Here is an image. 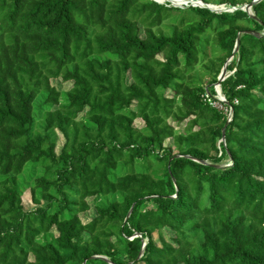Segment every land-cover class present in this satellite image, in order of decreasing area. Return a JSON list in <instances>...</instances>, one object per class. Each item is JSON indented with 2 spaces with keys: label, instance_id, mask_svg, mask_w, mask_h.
<instances>
[{
  "label": "trees",
  "instance_id": "16d2710c",
  "mask_svg": "<svg viewBox=\"0 0 264 264\" xmlns=\"http://www.w3.org/2000/svg\"><path fill=\"white\" fill-rule=\"evenodd\" d=\"M169 4L0 0V264H264V0Z\"/></svg>",
  "mask_w": 264,
  "mask_h": 264
},
{
  "label": "water",
  "instance_id": "95a60500",
  "mask_svg": "<svg viewBox=\"0 0 264 264\" xmlns=\"http://www.w3.org/2000/svg\"><path fill=\"white\" fill-rule=\"evenodd\" d=\"M158 3H163L165 1H168L170 4L169 5H172V6H179V3H177L178 0H154ZM193 1H196L197 4L199 7H205V8H208L212 11H219L220 8L216 9L215 6H217L218 4H214V3H207V2H204L203 0H193ZM260 0H251V1H248V2H244L242 4H239V5H236V6H229V9L228 11H233L235 9H242L243 11H246L249 15H251L254 19H257L256 16L254 15L253 13V10H252V7L255 3L259 2ZM195 4V3H194ZM214 6V7H213ZM183 7V6H182ZM248 33H252L254 35H258V33L252 31V30H248L246 31ZM239 37H240V33L237 34V37H236V40H235V44H234V48L232 50V55L231 57L237 52L238 50V47H239ZM230 59H228L222 66L218 76H217V80L215 82V86H214V91H215V98L217 100H219L220 102H223L225 104H228L226 98L224 97V95L222 94V91H221V87H220V84H221V81L224 80L229 74L227 73L228 70H227V65L229 63ZM229 110L232 111L231 108H229ZM230 119H227V121H229ZM226 125H227V122L224 124V126L222 127V131H221V141L224 140V135H225V128H226ZM177 156V155H176ZM229 159H231L229 157ZM197 161L201 162V163H207V164H211L209 163L208 161L206 160H202V159H196ZM214 166H219V167H222V166H226V164H212ZM133 205H131L126 217H125V220L128 219L131 211H132V208H133ZM136 236H140L141 234L140 233H135ZM145 243L146 241L143 240V244H142V247L139 251V254L137 256V259L141 257L142 253H143V249H144V246H145ZM101 258L107 260V257L106 256H102V255H99Z\"/></svg>",
  "mask_w": 264,
  "mask_h": 264
},
{
  "label": "rangeland",
  "instance_id": "374dc122",
  "mask_svg": "<svg viewBox=\"0 0 264 264\" xmlns=\"http://www.w3.org/2000/svg\"><path fill=\"white\" fill-rule=\"evenodd\" d=\"M163 3H164V2H163ZM173 14H179V12H178V11H173ZM141 33H142V29H141ZM159 57H161V56L159 55ZM228 59H231V57H229ZM228 59H227V60H228ZM198 66H199V64L196 65V67H198ZM227 73L229 74L230 71L228 70ZM198 76L203 80L204 83H207V82L210 80V78H211V74H210V73L201 72V70H199V72H198ZM50 82H51L52 85H54V86H55L57 89H59V90H66V89H68V88L71 86V81H62L60 78H51V79H50ZM213 86H215V83H214ZM165 95H166V96H171V95H172V91H171L170 89H166V90H165ZM214 97H215V95H214ZM210 100H211L212 103H215V106H217V107H219V108L222 107L217 101H214V100H212V99H210ZM133 106H134V104H132V107H133ZM171 123L174 124V122H171ZM134 124H135V126L140 127V126L143 125V121H142L141 119H139V118H136V119L134 120ZM183 124H184V123H182V124H180V125H177L176 127L181 129L182 126H183ZM63 141H64L63 137L59 134V136H58V140H57V142H56V151H57V152L59 151V149H60V147H61ZM220 141H221V140H220ZM164 143H165V145H168V144H170V140L167 139V140H165ZM223 164H224V163H223ZM161 171H162L161 168L155 170V172H157V173H160ZM153 172H154V171H153ZM87 201L90 203L91 206L93 205V198H92V197L87 198ZM22 203H23V206H24V208H25L26 210L33 209V208H34V204L31 202L30 194H29V191H28V190H26V191L22 194ZM151 205H152V204H149V207H151ZM94 214H95V212H94V208H93V206H92L89 210L80 213V217H81V219H82L83 221H87V220H89L90 217H92ZM163 234H164V236H165L166 239H169V236H170L171 232L169 231L168 228H164V229H163ZM153 237H154L155 241H156L157 243H159L158 236H157V233H156V232L153 233Z\"/></svg>",
  "mask_w": 264,
  "mask_h": 264
},
{
  "label": "built area",
  "instance_id": "2783aa9c",
  "mask_svg": "<svg viewBox=\"0 0 264 264\" xmlns=\"http://www.w3.org/2000/svg\"><path fill=\"white\" fill-rule=\"evenodd\" d=\"M181 2H179V6L178 7H187V6H198V5H196V4H194L192 1L193 0H180ZM218 7H221L220 8V10L219 11H216V12H221V11H228V9H229V6H227V5H225V4H218L217 5ZM205 96V98H207L208 100H210V97H209V95L208 94H205L204 95ZM219 101V100H218ZM217 101V102H218ZM220 102V101H219ZM211 104L212 105H214L215 106V103H212L211 102ZM231 115H232V111L231 110H229L228 111V119H231ZM224 141V140H223ZM222 141V142H223ZM225 164L226 165H230L231 164V161H230V159H228L226 162H225Z\"/></svg>",
  "mask_w": 264,
  "mask_h": 264
},
{
  "label": "bare ground",
  "instance_id": "6f19581e",
  "mask_svg": "<svg viewBox=\"0 0 264 264\" xmlns=\"http://www.w3.org/2000/svg\"><path fill=\"white\" fill-rule=\"evenodd\" d=\"M179 2H181V1H180V0H178V1H177V3H179ZM192 2H193V3H195V4H197V2H196V1H192ZM213 7H214V6H213ZM215 8H216V9H218V8H221V7L215 6Z\"/></svg>",
  "mask_w": 264,
  "mask_h": 264
}]
</instances>
